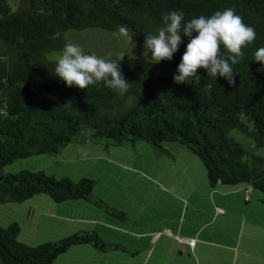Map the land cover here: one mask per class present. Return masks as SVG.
<instances>
[{
  "label": "trees",
  "instance_id": "trees-1",
  "mask_svg": "<svg viewBox=\"0 0 264 264\" xmlns=\"http://www.w3.org/2000/svg\"><path fill=\"white\" fill-rule=\"evenodd\" d=\"M226 8L257 34L232 65L233 84L208 76L202 67L198 79L174 82L188 41L183 34L184 43L171 60L154 62L145 51V35L157 34L163 13L182 10L190 19ZM121 25L132 40L117 33ZM96 30L136 43L148 55L137 63L118 64L129 82L123 95L103 82L84 89L68 86L54 72L70 36ZM57 32L61 35L53 38ZM260 47L264 0H0V205L47 196L57 204L86 201L125 217L94 196L92 179L4 172L18 159L59 153L70 143L109 147L145 141L161 151L166 142L179 143L201 160L211 188L246 184L264 195V70L253 60ZM20 232L17 222L0 224V264H53L82 245L133 253L105 242L97 231L81 230L37 246L20 242ZM158 260L172 261L161 255Z\"/></svg>",
  "mask_w": 264,
  "mask_h": 264
},
{
  "label": "rangeland",
  "instance_id": "rangeland-1",
  "mask_svg": "<svg viewBox=\"0 0 264 264\" xmlns=\"http://www.w3.org/2000/svg\"><path fill=\"white\" fill-rule=\"evenodd\" d=\"M69 41L122 65L148 58L136 43L97 30L72 34ZM163 147L161 151L145 141L109 147L70 143L59 153L18 159L4 172L92 179L94 196L125 217L86 201L65 205L36 196L1 204L0 224L17 222L19 241L31 246L85 230L99 232L105 242L121 238L142 249L102 252L82 245L53 264H159L160 255L172 260L168 264H264L263 193L246 184L211 188L206 168L186 146L166 142ZM116 230L148 236L139 240ZM179 237L195 239L191 251L171 244Z\"/></svg>",
  "mask_w": 264,
  "mask_h": 264
},
{
  "label": "clouds",
  "instance_id": "clouds-1",
  "mask_svg": "<svg viewBox=\"0 0 264 264\" xmlns=\"http://www.w3.org/2000/svg\"><path fill=\"white\" fill-rule=\"evenodd\" d=\"M132 40L127 27L121 25L116 30ZM188 37L173 80L186 82L190 78H199L198 68H204L207 75L216 79L224 77L229 84L234 83L232 65L244 56L242 48L256 39L255 28L245 24L234 9L226 8L211 15H198L185 19L182 10H171L162 14V27L157 34L148 33L144 39L145 51L151 52L154 62L171 60L179 46ZM59 32L53 38L59 37ZM225 51H221V49ZM119 59H106L94 53H86L78 44L66 41L56 58L54 72L68 86L81 89L103 82L104 86L123 95L128 87L118 66ZM254 61L260 62L264 70V47L254 53Z\"/></svg>",
  "mask_w": 264,
  "mask_h": 264
},
{
  "label": "crops",
  "instance_id": "crops-1",
  "mask_svg": "<svg viewBox=\"0 0 264 264\" xmlns=\"http://www.w3.org/2000/svg\"><path fill=\"white\" fill-rule=\"evenodd\" d=\"M242 186H244V185H241V187ZM218 187V186H217ZM221 187H223V186H221ZM237 187H240V185H238ZM229 189H232V188H229ZM235 189V188H234ZM239 189V188H238ZM249 189H246V191H248ZM249 192H250V194L252 193V191L251 190H249ZM116 231H118L119 233H123V234H126V235H128V236H130V237H133V238H135V239H139V240H142V239H144V238H146L148 235L146 234V233H140V232H137V231H134L133 233H127V232H124V231H121V230H116ZM183 238H185V237H183ZM188 238H192V237H188ZM173 242H171V244H173L175 247H177L178 249H187V250H189V251H191V249H192V247L189 245V244H187V243H185V242H179V241H177V240H172ZM110 243H116V244H120V245H122V246H124V247H126L127 249L126 250H130V251H132V250H134V251H137L138 253H141L142 252V249H141V246H139V245H134V244H132L131 245V243H130V241H128V240H123V239H121V238H119V239H117V240H113L112 242H110ZM120 250H122V249H120ZM125 251V250H124ZM126 252V251H125ZM144 261H139V263L140 264H142Z\"/></svg>",
  "mask_w": 264,
  "mask_h": 264
},
{
  "label": "built area",
  "instance_id": "built-area-1",
  "mask_svg": "<svg viewBox=\"0 0 264 264\" xmlns=\"http://www.w3.org/2000/svg\"><path fill=\"white\" fill-rule=\"evenodd\" d=\"M181 242H185L187 244H189L191 247L195 246V239L193 238H178Z\"/></svg>",
  "mask_w": 264,
  "mask_h": 264
}]
</instances>
